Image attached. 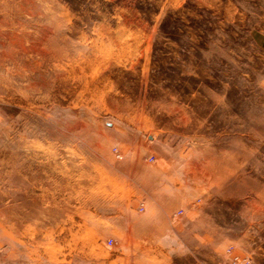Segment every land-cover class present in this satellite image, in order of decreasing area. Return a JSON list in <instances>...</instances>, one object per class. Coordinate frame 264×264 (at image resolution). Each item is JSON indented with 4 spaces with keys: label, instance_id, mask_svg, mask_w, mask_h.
Wrapping results in <instances>:
<instances>
[{
    "label": "rangeland",
    "instance_id": "1",
    "mask_svg": "<svg viewBox=\"0 0 264 264\" xmlns=\"http://www.w3.org/2000/svg\"><path fill=\"white\" fill-rule=\"evenodd\" d=\"M0 264H264V0H0Z\"/></svg>",
    "mask_w": 264,
    "mask_h": 264
},
{
    "label": "built area",
    "instance_id": "2",
    "mask_svg": "<svg viewBox=\"0 0 264 264\" xmlns=\"http://www.w3.org/2000/svg\"><path fill=\"white\" fill-rule=\"evenodd\" d=\"M109 243L111 244V241ZM234 259L236 260L237 258H234Z\"/></svg>",
    "mask_w": 264,
    "mask_h": 264
}]
</instances>
